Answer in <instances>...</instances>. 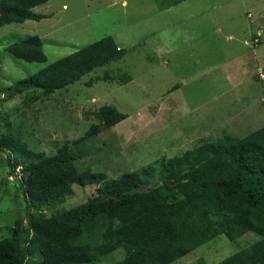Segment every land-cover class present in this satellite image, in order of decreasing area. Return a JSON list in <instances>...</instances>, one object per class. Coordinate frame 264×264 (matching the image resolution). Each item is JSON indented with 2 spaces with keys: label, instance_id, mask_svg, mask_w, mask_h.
<instances>
[{
  "label": "rangeland",
  "instance_id": "rangeland-1",
  "mask_svg": "<svg viewBox=\"0 0 264 264\" xmlns=\"http://www.w3.org/2000/svg\"><path fill=\"white\" fill-rule=\"evenodd\" d=\"M34 11L45 17L0 28V137L11 129L46 155L67 144L80 169L92 166L117 178L151 164L160 168L205 140L243 138L264 126V0H185L169 8L159 0H49ZM29 35L41 37L45 62L17 59L7 49ZM107 35L125 49L121 59L53 93L34 89L35 100L12 88ZM104 105L128 117L76 143ZM8 152L14 155L0 149V239L26 210L21 166L11 173ZM148 176L154 184L163 178L158 169ZM96 195V184L75 185L57 209ZM257 238L221 234L172 264H217ZM124 255L121 248L92 264Z\"/></svg>",
  "mask_w": 264,
  "mask_h": 264
},
{
  "label": "trees",
  "instance_id": "trees-1",
  "mask_svg": "<svg viewBox=\"0 0 264 264\" xmlns=\"http://www.w3.org/2000/svg\"><path fill=\"white\" fill-rule=\"evenodd\" d=\"M48 1L0 0V28L45 17L34 8ZM159 1L169 8L185 0ZM7 49L17 59L47 60L39 35ZM124 55L125 49L107 35L18 79L12 88L25 93V101L35 100L34 89L53 93ZM93 115L98 122L76 143L128 117L112 105ZM0 149L14 152H8L11 173L21 166L26 202L25 218H17L10 236L0 239V264H92L121 248L125 255L113 264H172L218 235L236 241L247 233L258 238L217 264H264V126L243 138L229 134L205 140L159 163L160 168L151 164L117 178L92 166L80 169L78 153L67 144L52 155L32 150L11 129L0 137ZM157 169L163 178L154 184L148 175ZM92 184L98 195L57 209L75 185ZM141 184L149 189L125 192Z\"/></svg>",
  "mask_w": 264,
  "mask_h": 264
},
{
  "label": "water",
  "instance_id": "water-1",
  "mask_svg": "<svg viewBox=\"0 0 264 264\" xmlns=\"http://www.w3.org/2000/svg\"><path fill=\"white\" fill-rule=\"evenodd\" d=\"M166 183L172 184V181H165ZM149 189V185L148 184H141L139 186H134L133 188H131L130 190H126V193L129 194H135L137 192H144L146 190Z\"/></svg>",
  "mask_w": 264,
  "mask_h": 264
}]
</instances>
